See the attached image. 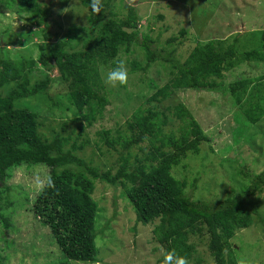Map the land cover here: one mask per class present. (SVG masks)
<instances>
[{"label":"trees","instance_id":"trees-1","mask_svg":"<svg viewBox=\"0 0 264 264\" xmlns=\"http://www.w3.org/2000/svg\"><path fill=\"white\" fill-rule=\"evenodd\" d=\"M13 1L3 0L0 15ZM19 1L27 16L23 21L33 23L38 29L33 38H38L39 43L32 45L36 57H25L10 52L12 37L8 32H0V212L1 203L7 204L9 182L15 172L20 169L29 172L30 168L25 167H40L31 169L35 173L30 174L41 178V182L33 184L28 211L50 237L61 257L59 264L99 261L101 248L95 242L103 234L93 198L96 182L112 190L120 188L135 223L153 226L151 235L161 251L159 264L172 249L186 258L188 264H206L194 240L205 242L210 264H237L233 237L252 226L254 218L264 225L256 206L248 203L264 192V167L250 178L249 172L244 174L247 187L236 196L231 188L224 200H192L187 188L194 187L198 177L188 183L178 179L174 171L185 168V160L198 156L201 144L208 137L182 103L166 108L180 123L178 135L164 133L168 121L160 109L178 93H218L237 108L231 114L234 126L226 129L234 145L240 140L243 144L252 142L247 131L264 120V74L232 84L226 83L225 76L242 64L264 65V27L249 33L250 39L244 44L239 42L241 33L232 42L228 40L231 36L209 40L204 45L198 42L180 62L174 57L177 47L169 53L152 50L158 39L149 38L148 24L140 32L141 17L129 2L120 0L119 11L116 3L101 0V9L93 11L92 0H80L81 8L87 12L88 28L69 26L65 39L56 47L49 32L48 11L40 6L39 0ZM204 7L197 10L198 15L201 12L199 16L206 15ZM31 40L29 36L27 41ZM4 43L6 47L1 45ZM246 44L255 47L247 50ZM137 46L144 48L147 60L143 68L132 62L131 71L146 72L150 63L157 62L168 73L167 81L161 87L150 82L153 93L132 116L113 132L99 135L103 141L97 151L104 155L103 146L107 152H113L114 162L101 170L90 160L76 155L75 151L82 149L83 144L73 143L66 148L69 138L62 137L61 132L50 140L41 136V118L45 114H41L40 108L46 102L45 107L71 112L72 123L82 122L91 127L107 104L106 95L101 93L102 70H107L120 54H129ZM33 74L38 77L34 79ZM65 126L62 125V132ZM77 129L79 134L83 132V127ZM230 149L226 144L217 156L222 158L223 152ZM0 222L6 228L10 225L1 213ZM6 247L12 250L5 257L8 261L18 250L11 240L6 241Z\"/></svg>","mask_w":264,"mask_h":264},{"label":"rangeland","instance_id":"rangeland-1","mask_svg":"<svg viewBox=\"0 0 264 264\" xmlns=\"http://www.w3.org/2000/svg\"><path fill=\"white\" fill-rule=\"evenodd\" d=\"M205 1L122 0L124 3L132 4L140 15L138 27L140 32L148 24L149 38L152 41L158 39V42L153 43L152 50L163 49L169 53L177 47L174 57L180 62L186 59L198 42L204 45L209 40L224 39L229 36L231 37L228 40L232 42L234 36L241 33L239 42L244 44L250 39L247 37L249 33L264 27V0ZM119 2L120 0H111V3L117 5ZM39 3L48 11L49 32L54 36L52 41L56 47L59 41L65 39L69 26L88 28L87 12L81 8L80 0H39ZM0 4H3V0H0ZM200 7H204L205 16H199L201 12L198 15L197 10ZM24 10L19 0H14L7 6L5 13L0 15V32H8V35L12 37L9 38L12 42V45L8 47L10 52L35 58L36 51H32V45L39 43L38 38H33L38 29L33 23L23 21L27 18ZM117 10L121 11L119 5ZM124 14L125 12L122 11L120 15ZM29 36L32 38L30 42L27 41ZM168 44H171V47ZM1 45L6 47L5 43ZM245 46L247 50L255 47L252 44ZM146 58L143 47H132L129 54H120L107 70H102L103 91L101 93L106 95L107 104L102 110L101 117H97L95 123L89 128L82 122L72 123L71 112L45 107L47 102L43 104L40 108L41 114H45L41 118V136L50 140L55 133L61 132L62 137L69 138L66 148L73 143L77 146L83 144L82 149L75 151L76 155L90 160L93 166L105 170L115 161L116 156L113 152H107L103 146L101 147L104 155L97 151L103 141L99 135L107 131L113 132L132 116L142 101L153 93L154 89H151L150 82L161 87L167 81L168 73L164 72L157 62L150 63L146 72L131 71L132 62L139 63L140 68H143ZM118 61L125 63L128 79L124 85L113 87L106 84L104 78L107 71L114 68ZM263 74L264 65L250 67L242 64L229 70L225 80L227 84H232L242 78H256ZM37 77L38 75L33 74L34 79ZM128 97H130L129 100ZM175 103L186 106L208 137V141L201 144L198 156L185 160L186 167H180L174 171L178 179L188 183L198 177L195 186L187 188L192 200L204 202L224 200L231 188L235 192L233 196L241 193V190L247 187L248 179L244 177V174L249 172L247 175L250 178L264 167V120L257 127L249 128L247 131V134L252 137V142L243 144V140H240V144L234 145L226 131L227 128L234 126L231 114L237 108L232 106V102L221 98L218 93L186 91L178 93L175 98L165 102L160 109L161 112L164 111L168 121L163 127V132L173 133L176 136L180 123L172 116L171 111H166V108ZM219 114L221 117L218 116ZM63 124H66L64 132L61 131ZM78 126L83 127L81 134L77 129ZM226 144L231 146V149L224 151L222 158L218 157L220 148ZM249 148L251 153L248 152ZM209 149H212L213 153H210ZM241 166L247 170H243ZM26 168H30L29 172L22 169L15 172L14 178L9 182L7 204L1 203L3 209L0 213L8 219L10 225L6 228L0 222V256L4 259L0 258V262L1 264H59L61 257L57 249L53 247L54 244L50 243V237L45 234L44 229L28 211L29 200L32 198L31 189H34L33 184L41 182V178L33 176L35 172L31 169L40 167ZM120 193V188L112 190L96 182L93 198L97 203L98 223L103 235L102 238L99 236L96 239L98 242H95L101 248L98 255L99 261L95 264H159L161 251L157 249L158 246L151 235L153 226L144 227L136 224L131 208ZM259 195L249 199L248 203L256 206L264 220V192ZM257 198L259 199L256 200ZM254 220L252 226L238 232L231 240L237 264H264V225L256 218ZM19 234L21 236L18 238ZM8 240L15 243V250L18 251L7 261L6 255L12 253L11 248L6 247ZM194 242L201 257L210 264L211 259L208 257L205 242L200 243L196 240ZM18 243L19 246H17Z\"/></svg>","mask_w":264,"mask_h":264},{"label":"clouds","instance_id":"clouds-1","mask_svg":"<svg viewBox=\"0 0 264 264\" xmlns=\"http://www.w3.org/2000/svg\"><path fill=\"white\" fill-rule=\"evenodd\" d=\"M91 7L93 11H99L102 7L101 0H92ZM128 79V71L123 61H118L116 66L111 70L107 71L105 75V83L110 86L124 85ZM49 180V185H51ZM163 264H188L186 258L178 255L175 249L168 251L163 260Z\"/></svg>","mask_w":264,"mask_h":264}]
</instances>
